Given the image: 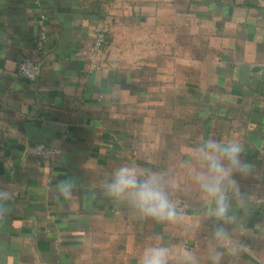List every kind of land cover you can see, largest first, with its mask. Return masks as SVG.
Here are the masks:
<instances>
[{
  "label": "crops",
  "instance_id": "crops-1",
  "mask_svg": "<svg viewBox=\"0 0 264 264\" xmlns=\"http://www.w3.org/2000/svg\"><path fill=\"white\" fill-rule=\"evenodd\" d=\"M97 26L106 45L92 56ZM24 57L40 63L34 81L17 74ZM209 136L242 141L255 165L240 183L257 199L234 205L221 264H264V0H0V185L15 197L0 264H137L160 237L212 264L207 205L181 167ZM37 142L57 152L40 159ZM126 163L174 169L181 223L104 196ZM66 176L70 200L57 193Z\"/></svg>",
  "mask_w": 264,
  "mask_h": 264
},
{
  "label": "clouds",
  "instance_id": "clouds-1",
  "mask_svg": "<svg viewBox=\"0 0 264 264\" xmlns=\"http://www.w3.org/2000/svg\"><path fill=\"white\" fill-rule=\"evenodd\" d=\"M245 152V144L238 139L209 136L190 144L188 159L181 161L184 177L207 205L213 241L208 258L212 264H221L224 253L218 247L231 239L228 226L239 224L234 205L247 213L257 199L254 193L241 188L240 180L252 176L255 169L244 158ZM179 190L173 168H141L127 163L117 166L102 184L106 198L124 205L141 221L163 226L177 225L184 218V207L176 199ZM75 192L76 180L72 176H66L57 185L58 196L66 200L72 199ZM14 201L13 194L0 185V221L12 211ZM237 247L234 245L232 250ZM137 264H200V257L188 248L174 254L170 242L160 237L141 250Z\"/></svg>",
  "mask_w": 264,
  "mask_h": 264
},
{
  "label": "built area",
  "instance_id": "built-area-1",
  "mask_svg": "<svg viewBox=\"0 0 264 264\" xmlns=\"http://www.w3.org/2000/svg\"><path fill=\"white\" fill-rule=\"evenodd\" d=\"M44 38V33H40V39ZM40 46L41 42H37ZM106 45V34L105 30L97 26L94 30L92 46L90 48V55L97 56L104 49ZM40 63L31 57L22 58L17 64V74L24 80L31 82L34 81L41 72ZM29 151L34 156L47 160L53 156L57 151L45 145L44 143L37 142L29 147Z\"/></svg>",
  "mask_w": 264,
  "mask_h": 264
}]
</instances>
